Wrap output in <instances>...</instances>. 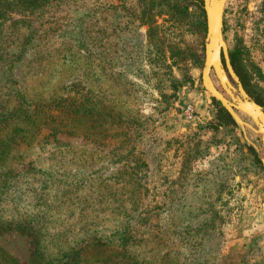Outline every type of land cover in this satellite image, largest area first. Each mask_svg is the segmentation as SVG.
Wrapping results in <instances>:
<instances>
[{"label":"rangeland","instance_id":"rangeland-1","mask_svg":"<svg viewBox=\"0 0 264 264\" xmlns=\"http://www.w3.org/2000/svg\"><path fill=\"white\" fill-rule=\"evenodd\" d=\"M222 15L237 81L224 62L230 94L209 80L264 105V0ZM27 21L0 38V219L16 229L0 263L256 264L264 125L232 110L238 124L201 84L202 0H55ZM72 100L120 120L69 114Z\"/></svg>","mask_w":264,"mask_h":264},{"label":"trees","instance_id":"trees-1","mask_svg":"<svg viewBox=\"0 0 264 264\" xmlns=\"http://www.w3.org/2000/svg\"><path fill=\"white\" fill-rule=\"evenodd\" d=\"M53 1L55 0H0V38H6L8 33H10L11 35L16 34L17 29H19V26H27V24H29V21H27V18L29 16H34L35 12H38V13L43 12L48 7V5L51 4ZM196 25L198 24H195V27ZM157 30L158 29L155 26H151L148 28L147 30L148 44L152 45L153 43H155L156 35L158 33ZM158 35L161 36L160 29H159ZM151 42L153 43L151 44ZM229 58H230L232 66H235L234 65L235 59H233L230 53H229ZM10 59H11V56L4 57V54L0 52L1 66H5V67L6 65L9 66ZM192 60H193V63L196 64L197 56L193 55ZM221 62H223L222 56H221ZM73 96L75 99V95ZM73 102L74 100H72L71 103L67 102L66 104H64L65 107L67 106L71 108V110L69 111V114H72L74 116L78 114H80L81 116L87 115L92 120L93 123H96L99 126H101L102 124L101 121L105 117L109 118L110 123H114V124L119 122L120 120V117L117 113L112 112V110L104 106H101L100 104L98 106L100 110L93 112L94 105L92 104L91 100H86L82 104H81L82 100L79 103H76V101L74 103ZM255 103L260 107H264V105L257 100H255ZM14 114H15V110L12 108L8 112V116L12 117L14 116ZM107 114H109V116ZM66 115L69 116L67 113ZM123 124H119V125L123 126ZM1 155H2V159H4L6 157L8 158L10 154L9 152L8 153L1 152L0 156ZM2 189L4 188L3 186L0 185V191ZM14 230L16 229L14 226H12V224L0 219V234L5 233L7 231H14ZM3 256H6V254H4V252L0 249V259Z\"/></svg>","mask_w":264,"mask_h":264},{"label":"water","instance_id":"water-1","mask_svg":"<svg viewBox=\"0 0 264 264\" xmlns=\"http://www.w3.org/2000/svg\"><path fill=\"white\" fill-rule=\"evenodd\" d=\"M225 2V1H223ZM222 5V0H202V13H203V22H204V29H205V37H204V45H203V59H202V67L200 71V81L205 90L207 91L206 84H208V80L206 81L207 77L209 78V73L212 72L215 76L216 68L222 70V63H221V56L225 65V68L228 70V59H227V53L225 45L222 41V38L220 40L219 38V25L222 23V15L220 20V14H219V8ZM224 6V3H223ZM223 13V10H222ZM222 41V42H221ZM215 55V60H213V56ZM230 69V67H229ZM231 71V69H230ZM232 73V71H231ZM205 74V78H204ZM208 74V76H207ZM230 75V74H229ZM233 75V73H232ZM234 76V75H233ZM216 78V76H215ZM235 78V77H234ZM236 79V78H235ZM217 80V79H216ZM210 81V80H209ZM214 96H212L215 100H217L221 105L222 101L219 98H217L216 94L211 92ZM241 96V95H240ZM240 101L250 102L252 106L257 107L260 109L261 113L264 115V112L260 107H258L253 102L249 101L245 94L242 92ZM223 106V105H222ZM224 107V106H223ZM230 110H235L243 115H245L257 128L258 130V122L254 120V117L241 108H236L232 104L229 107ZM226 110V109H225ZM227 111V110H226ZM229 114V113H228ZM230 115V114H229ZM231 116V115H230ZM231 118L235 120L232 116ZM254 120V121H252ZM238 124L240 120H235Z\"/></svg>","mask_w":264,"mask_h":264},{"label":"bare ground","instance_id":"bare-ground-1","mask_svg":"<svg viewBox=\"0 0 264 264\" xmlns=\"http://www.w3.org/2000/svg\"><path fill=\"white\" fill-rule=\"evenodd\" d=\"M217 1V0H216ZM223 1L225 0H222V5L220 6L219 8V14H220V20H221V15L223 14L222 13V10H223ZM223 16V15H222ZM219 38L221 40V23L219 25ZM222 42V41H221ZM213 60H215V55L212 57ZM228 72L231 74V76L234 78V76L232 75L229 67H228ZM208 76V74H207ZM215 76L218 80V82L220 83V85L222 86L221 88H223L228 94H230V91H229V83L227 82V79L226 77L224 76V73L223 71H221L220 69L216 68V72H215ZM204 78H205V74H204ZM235 79V78H234ZM208 80V84H206V88H207V91L212 95L214 96L211 92H213L214 94H216L217 98L220 97L221 101H222V105L224 106V108L228 111V113L235 119L238 121L236 115L233 113L232 110L229 109L230 105L232 103H229L228 101L225 100V98H223V96L215 89V87H213V85L211 84V82L209 81V78L207 77L206 81ZM236 80V79H235ZM237 81V80H236ZM241 96H242V91L240 92ZM234 101V100H233ZM234 107L236 108H241L242 110H244L245 112H247L248 114L252 115L254 117V120L256 122H258V128L260 129V126L261 124L264 125V115L261 113L260 109L257 108V107H254L252 106V104H250V102H247V100L245 101H240L237 99V104H232ZM252 120V121H254ZM261 122V123H260ZM239 124H242L241 122H239Z\"/></svg>","mask_w":264,"mask_h":264},{"label":"crops","instance_id":"crops-1","mask_svg":"<svg viewBox=\"0 0 264 264\" xmlns=\"http://www.w3.org/2000/svg\"><path fill=\"white\" fill-rule=\"evenodd\" d=\"M252 245H254V244H252ZM258 245H262L264 247V241L263 242H258ZM241 247L243 249H246L248 246H246V245L243 246L242 245ZM254 247H255V245H254ZM255 260H256V264H264V255L258 256L257 259H255Z\"/></svg>","mask_w":264,"mask_h":264},{"label":"built area","instance_id":"built-area-1","mask_svg":"<svg viewBox=\"0 0 264 264\" xmlns=\"http://www.w3.org/2000/svg\"><path fill=\"white\" fill-rule=\"evenodd\" d=\"M184 113H185L186 117L188 119H190L192 117V114H193V110H192L191 106H186Z\"/></svg>","mask_w":264,"mask_h":264}]
</instances>
